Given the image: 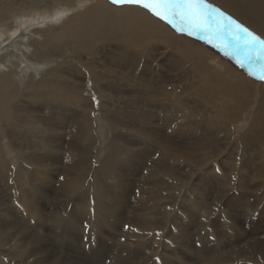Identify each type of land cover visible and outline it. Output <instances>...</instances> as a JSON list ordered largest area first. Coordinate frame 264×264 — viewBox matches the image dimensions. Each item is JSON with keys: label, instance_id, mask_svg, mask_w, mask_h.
I'll use <instances>...</instances> for the list:
<instances>
[{"label": "bare ground", "instance_id": "1", "mask_svg": "<svg viewBox=\"0 0 264 264\" xmlns=\"http://www.w3.org/2000/svg\"><path fill=\"white\" fill-rule=\"evenodd\" d=\"M110 1L0 5V142L14 150L20 165L13 172L0 150V173L15 181L28 175L49 187L52 171L62 170L54 199L62 189L64 197H79L82 212L93 211L95 187L99 197L91 215L99 217L103 230L113 219L137 228L115 246L116 237L108 236V249L106 236L91 235L88 255L102 264L121 260L125 242L134 244L125 264H156L145 248H157L168 222L186 242L179 238L185 249L166 250L171 254L161 258L166 264H264V81L205 39L178 33L139 7ZM209 1L264 37V0ZM20 12L24 19L16 16ZM92 123L101 133L105 126L113 132L108 143H99L106 158L98 167L90 156L97 144ZM39 150L45 155L40 162ZM98 188L104 190L100 195ZM20 200L42 229L46 220L59 221L53 211L70 207L54 205L47 212ZM85 221L92 232L94 220ZM32 238L40 257L26 252L28 258L57 264L49 261L50 253L41 256L39 239ZM211 243L220 249L207 250ZM5 244L0 232V245ZM0 264L12 263L0 257Z\"/></svg>", "mask_w": 264, "mask_h": 264}, {"label": "rangeland", "instance_id": "2", "mask_svg": "<svg viewBox=\"0 0 264 264\" xmlns=\"http://www.w3.org/2000/svg\"><path fill=\"white\" fill-rule=\"evenodd\" d=\"M106 1H110V0H106ZM3 2H4V0H0V5H3V7L5 8L6 4L4 5ZM208 2H210V1L208 0ZM213 6H215V5H213ZM16 16H18L19 19H24L22 12L17 13ZM16 16H14V17L17 18ZM22 28H24V26H22ZM22 31H23V29H22ZM22 31H20L19 34H21ZM219 53L221 55H224V52H222V51H220ZM38 65L36 66L37 68H39L41 66L40 64H38ZM44 71L46 72L47 70H44ZM216 71L219 74H221V72L223 73V69H216ZM45 72H41L39 74V76H41V77H42V75L44 76ZM122 82H124V81H122ZM118 83H119V81H118ZM24 85H27V81L25 82ZM92 86H93V84L90 83L89 89H91ZM20 93H22V92H20ZM89 95L94 96V93H91V94L89 93ZM95 98H96V101L98 103H100L102 101V99L99 98L98 95H96ZM133 98H135V99H133ZM37 99L42 101L41 98H37ZM132 99L133 100L130 103H132L133 105L134 104L136 105L135 101L137 102V98L132 96ZM24 100L33 101L35 99L25 98ZM13 101L15 102L16 99H13ZM20 105H22V104L20 103ZM146 109L148 110L150 108H148V106H146ZM23 114L26 115L25 113H23ZM95 116L97 117V115H95ZM102 128L103 129L105 128L104 133L100 132V128L96 123H92V135L94 138H96L97 144L95 147H93L91 149V155L90 156H93V159H92L93 163L92 164L95 167L100 166L106 158L105 154L100 153L99 143L106 144L112 139V136H113V132L110 128H108L106 126L102 127ZM21 133H23V131H21ZM24 138H25V136H24ZM30 141L31 142H28L29 145L25 146L29 150L32 149L31 146L34 144V143H32V141H33L32 139H30ZM1 142H0V150L3 152V154H5L9 158L10 163H11V167H12V171L18 172L17 169H20V165H19V159L17 158L16 153L14 152V150L13 151L11 149L7 150L5 148V146H3V143L1 144ZM24 142H25V139H24ZM6 143L7 142H5V145H6ZM21 146L24 149V146L23 145H21ZM29 156L33 157L34 154H29ZM44 156H45L44 152L39 150L37 153V156L35 158L37 160H39V162H40L42 159H44L43 158ZM58 171L62 172V170H53L52 171L53 174L51 173V175H50L51 180H50L49 187L44 182H36V181L33 182L32 178L29 177L28 175L22 176V178H20V180L15 181V179L11 180L10 176H8L7 173H0V232H2L4 234L5 243H6L5 245H0V257H2L3 261H5V259H6V261H10L12 264H14V263L17 264L19 262H20L19 264H38L35 260H30V258H28V256L26 255V252H28V253L31 252L35 255V256H33L32 259H36V258L40 257L39 254H37L34 251L33 245L28 241L29 237L30 238L33 237L32 239H36V240L39 239L40 240V241L38 240L39 245H37V247L43 253L41 256L45 257V255H46L45 252L50 253L49 255L51 258L50 257H48V258H49V261H53V263L56 262L57 264H99V263L102 264L98 260L90 259L89 255H88V252H89L88 248H92V246L90 244H87L86 241H89L92 238L91 235H94V238H96L98 235L106 236L107 240L103 238L104 242L105 241L107 242V244L104 243L105 244L104 248L108 249V247H109L108 242H109V240H111L108 238V236L113 237V235H114L116 237V239H113V241L111 240V245L113 244L112 246H115V245H117L119 240H121L120 238H122V240L124 239L125 234L128 232L129 229H132V228L137 229L136 227L132 226L131 224H127L124 221V219L123 220H121V219L114 220L113 219V222L110 223L109 229L103 230L102 226L105 227V225L100 226L101 224L100 225L98 224L99 217L98 216L95 217L94 214L91 215V213L96 212V205H97V197L96 196H98L97 195L98 193H97V190L95 187H93L92 190H90V193H93V194H91L92 202H89L92 204V207H93L92 212L90 211V209L86 210V212H82L84 205H81L77 202L79 197H73V196L70 198L64 197V193H63L61 188H60L61 190L57 194V196H59V197L54 199V197L56 196L55 194L57 192V188H59V185L61 183H63L61 180L62 177H60ZM196 179L197 178L194 177L195 181H196ZM27 180L30 182H27ZM190 186H191V184L186 185V187H187L186 191L189 188H191ZM31 187H32V189H31ZM45 189H47V190H45ZM201 189L205 190L204 186H202ZM98 191H99V195H100L101 193H103L104 190L101 191V189L98 188ZM26 192H28V193H26ZM174 193H176V192H174ZM77 194L79 195V193H77ZM20 199L30 201L32 206H34V207H37L38 205L45 207L47 212H50L54 205H55L54 207H58L61 204H66L67 207H69V206L70 207L67 209L68 211L67 210L63 211L62 209L58 210V211H53L52 214H54L55 218L59 219V221L50 223V221L46 220L43 223V224H45L44 227L46 229H44V228L42 229V227L39 226L40 223L38 222V220H36V219L34 220V218H31V215L27 212L28 207H26L24 205V203L21 202ZM72 200H74V202L78 205L75 208L71 207ZM85 202H88V201H85ZM166 203H167V201L161 203V206L165 205ZM172 208H173V213L176 214L180 210V203L175 202V204L173 205ZM173 213H172V215H173ZM242 214L244 215L245 213H242ZM85 219L86 220L91 219L92 221L94 220L92 232H91V228L88 226ZM168 223H169V225L170 224L173 225V222L172 223L168 222ZM53 224L55 226H53ZM116 225H118V226H116ZM172 225L168 226V229L165 230L166 235L162 236L161 239H159V242L156 243L157 248L151 249V250L145 248L146 256H152V259L154 258L153 260L156 264L157 263L158 264L159 263L160 264H166L165 263L166 260H161L162 257L167 258V260L171 258V254L166 252V250H172L173 248H179V247H180L179 249H185V246L179 245L180 240L182 242H186L185 238L180 233L178 234V232H179L178 227L176 225H173V226ZM95 226H97V227H95ZM70 227H72V228H70ZM94 229L95 230L98 229L99 231L96 230L97 231L96 232ZM113 229L115 230V232ZM196 231L197 230L194 229V231H193L194 236H195ZM105 232L107 235L105 234ZM175 233H177V234L175 235ZM10 235H11V237H10ZM8 236L10 239L8 238ZM20 236H22V237H20ZM178 236H180V237H178ZM206 236H208L210 238L209 235H205L204 233H202V237H206ZM15 237H17V238H15ZM75 237H78V239L79 238L82 239V241L76 240ZM18 238H20V239H18ZM21 238L23 239V241ZM179 238H180V240H179ZM131 239L136 240V238H131ZM174 239H175V241H174ZM193 239H195V237ZM18 241H20V243H17ZM170 242H171V245H173L172 243H175L174 244L175 246H171ZM82 243H83V245H82ZM195 244H197V242H195ZM10 245L13 246L12 249H11ZM15 245H17L19 247V250L14 249ZM94 245H95V247L93 249H97L96 247H97L98 243L96 242V243H94ZM133 245L134 244L131 245V244H128L125 242V244L123 246L124 251H118V256L122 257V259L119 261H114V262H112V264H125V258L127 257L128 252H130L131 249L133 248ZM160 245L164 246V249H162V247L159 248ZM82 247L84 250L82 249ZM2 248H4V249L2 250ZM198 248H200V246H198L197 249ZM219 249H220V247H219ZM219 249H218V246H214L213 243H211L210 246H207V250L217 251ZM86 251H87V253H86ZM77 252H78V254H77ZM155 253H157V255H155ZM1 255H3V256H1ZM9 255H11V256H9ZM192 256L194 257L195 255L192 254ZM60 257H62L63 260H60L61 259ZM132 258H134V257H132ZM56 259H57V261H56ZM74 261H75V263H74ZM107 264H110V262L108 261Z\"/></svg>", "mask_w": 264, "mask_h": 264}, {"label": "snow or ice", "instance_id": "3", "mask_svg": "<svg viewBox=\"0 0 264 264\" xmlns=\"http://www.w3.org/2000/svg\"><path fill=\"white\" fill-rule=\"evenodd\" d=\"M144 9L178 33L203 38L264 81V37L213 6L208 0H111Z\"/></svg>", "mask_w": 264, "mask_h": 264}]
</instances>
